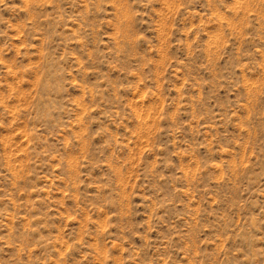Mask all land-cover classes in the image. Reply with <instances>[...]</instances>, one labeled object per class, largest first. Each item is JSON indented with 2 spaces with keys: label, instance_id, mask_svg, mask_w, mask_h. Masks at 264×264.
I'll return each mask as SVG.
<instances>
[{
  "label": "rangeland",
  "instance_id": "rangeland-1",
  "mask_svg": "<svg viewBox=\"0 0 264 264\" xmlns=\"http://www.w3.org/2000/svg\"><path fill=\"white\" fill-rule=\"evenodd\" d=\"M0 264H264V0H0Z\"/></svg>",
  "mask_w": 264,
  "mask_h": 264
}]
</instances>
